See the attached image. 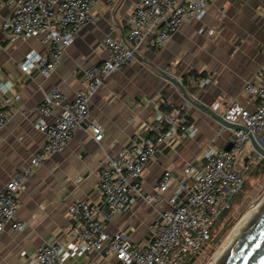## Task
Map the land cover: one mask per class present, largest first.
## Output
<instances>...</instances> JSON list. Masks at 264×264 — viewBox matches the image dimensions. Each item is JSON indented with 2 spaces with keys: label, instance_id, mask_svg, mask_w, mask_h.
<instances>
[{
  "label": "crops",
  "instance_id": "crops-1",
  "mask_svg": "<svg viewBox=\"0 0 264 264\" xmlns=\"http://www.w3.org/2000/svg\"><path fill=\"white\" fill-rule=\"evenodd\" d=\"M9 1L0 0V26L11 13ZM138 2L98 0L92 7L91 21L47 77L34 70L30 76L19 70L29 53L46 52L45 34L11 42L0 29V111L7 116L0 131V189L28 166L32 154L44 143V135L34 127L43 95L58 89L64 103H71L75 94L85 89L81 71L107 58L101 46L103 38L110 36L129 45L126 19ZM210 30L215 31L212 36ZM263 69L264 0H214L202 18L186 22L162 49L143 43L135 59L112 73L89 101V120L101 125L102 141L93 142L80 129L63 152L48 157L30 174L19 194L16 213L26 227L18 232L8 225L0 234V264H27L41 244L72 240L76 225L68 218L69 206L75 201L102 206L96 171L105 167L134 133L149 134L146 124L152 122L157 110L192 126L195 133L174 135L160 146L141 178L143 191L151 192L165 169L179 178L204 152L228 146L230 129L187 102L183 92L164 76H172L190 98L222 116L232 102L253 109L243 89ZM207 78L209 82L202 88L194 83ZM59 110L54 109V113ZM247 145L249 150L239 159V166L246 169L253 158L249 153L254 150L252 144ZM155 217L156 211L139 201L130 211L114 216L105 230L113 234L126 229L132 243L138 244L149 238L148 227ZM115 263L113 257L102 259L91 253L64 264Z\"/></svg>",
  "mask_w": 264,
  "mask_h": 264
},
{
  "label": "built area",
  "instance_id": "built-area-1",
  "mask_svg": "<svg viewBox=\"0 0 264 264\" xmlns=\"http://www.w3.org/2000/svg\"><path fill=\"white\" fill-rule=\"evenodd\" d=\"M97 1L10 0L11 13L0 26L5 39L13 42L46 36V52L25 56L19 65L20 72L28 76L32 70L46 77L53 74L66 49L91 21V10ZM213 1L139 0L126 19L129 45L105 36L101 46L107 58L100 65L81 71L85 89L78 91L71 103H64L58 89L43 95L37 109L39 120L34 127L45 140L32 154L28 166L0 189V234L8 225L18 232L25 229V223L16 218L19 194L24 191L30 174L48 157L63 152L76 131L83 130L97 144L102 141V127L89 120L88 105L92 96L103 88L104 81L131 63L135 59L134 51L143 43L155 50L162 49L186 22L202 18ZM214 33V30L208 32L210 36ZM208 82L207 78L194 83L202 88ZM243 91L253 109L232 102L222 114L227 123L245 129H230L231 148L204 152L200 161L188 164L179 178L165 169L152 191L145 192L141 178L160 146L174 135L195 133L192 126L157 110L152 122L146 124L149 134L134 133L128 144L96 171L102 206L73 202L68 208V218L76 225L72 240L41 244L27 264H64L91 253L99 254L102 259L113 257L115 264H187L211 241L215 224L243 191L249 169L240 167L239 159L245 146L251 145L249 135L258 143L264 133V69L245 84ZM56 108L60 109L58 113H54ZM6 123L7 116L0 111V131ZM260 159L254 156L251 165L255 166ZM139 201L156 211L146 241L133 244L126 229L113 234L106 232L107 222L130 211ZM160 206L163 207L158 209Z\"/></svg>",
  "mask_w": 264,
  "mask_h": 264
},
{
  "label": "rangeland",
  "instance_id": "rangeland-1",
  "mask_svg": "<svg viewBox=\"0 0 264 264\" xmlns=\"http://www.w3.org/2000/svg\"><path fill=\"white\" fill-rule=\"evenodd\" d=\"M259 138L262 143V148H264V133L261 134ZM248 150V145H246L244 151ZM249 155L254 157L258 154L252 150ZM258 157L263 159L259 155ZM257 160L258 159H256V161ZM253 167L254 165H250L248 168L249 171L246 176L243 191L233 200V206L228 211L226 217L215 224L211 241L195 255V259L191 264H209L213 255L223 244L232 227L246 211L252 208L254 202L258 201L264 195V172L255 174L253 173Z\"/></svg>",
  "mask_w": 264,
  "mask_h": 264
},
{
  "label": "water",
  "instance_id": "water-1",
  "mask_svg": "<svg viewBox=\"0 0 264 264\" xmlns=\"http://www.w3.org/2000/svg\"><path fill=\"white\" fill-rule=\"evenodd\" d=\"M124 43V42H123ZM134 56H137V51H134ZM166 81L170 82L173 86L178 87L182 92L185 100L195 106L196 108L203 110L209 116H211L219 125L234 130H245L242 126L231 125L227 123L222 116L214 115L207 106L199 104L194 101L185 92L180 83H177L172 76H164ZM250 142L254 151L264 159V148H262L254 139L252 135H249ZM231 145L228 144L224 150H229ZM225 264H264V212L252 227V229L241 240L238 246L229 256Z\"/></svg>",
  "mask_w": 264,
  "mask_h": 264
},
{
  "label": "bare ground",
  "instance_id": "bare-ground-1",
  "mask_svg": "<svg viewBox=\"0 0 264 264\" xmlns=\"http://www.w3.org/2000/svg\"><path fill=\"white\" fill-rule=\"evenodd\" d=\"M258 144L262 147V143L260 141ZM263 212L264 195L258 201L254 202L252 208L246 211L232 227L223 244L213 255V258L209 264H225L231 253L246 236V234L252 229Z\"/></svg>",
  "mask_w": 264,
  "mask_h": 264
},
{
  "label": "trees",
  "instance_id": "trees-1",
  "mask_svg": "<svg viewBox=\"0 0 264 264\" xmlns=\"http://www.w3.org/2000/svg\"><path fill=\"white\" fill-rule=\"evenodd\" d=\"M259 172H261V173L264 172V159H260V161L256 164V166L253 167V173L256 174V173H259ZM244 186H245V183H244ZM228 211H225L222 214V216L220 217V219L218 220V222L221 221L223 218L226 217V215L228 214ZM212 234H213V232H212ZM194 259H195V256L191 257V259L187 262V264H191L194 261Z\"/></svg>",
  "mask_w": 264,
  "mask_h": 264
}]
</instances>
